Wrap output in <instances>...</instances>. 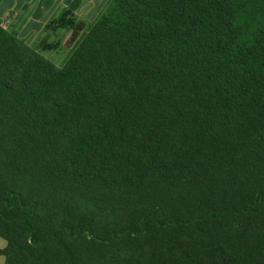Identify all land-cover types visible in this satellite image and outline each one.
<instances>
[{
    "label": "trees",
    "instance_id": "obj_1",
    "mask_svg": "<svg viewBox=\"0 0 264 264\" xmlns=\"http://www.w3.org/2000/svg\"><path fill=\"white\" fill-rule=\"evenodd\" d=\"M246 7L109 0L85 24L72 3L60 66L0 24L3 264H264V21Z\"/></svg>",
    "mask_w": 264,
    "mask_h": 264
},
{
    "label": "crops",
    "instance_id": "obj_2",
    "mask_svg": "<svg viewBox=\"0 0 264 264\" xmlns=\"http://www.w3.org/2000/svg\"><path fill=\"white\" fill-rule=\"evenodd\" d=\"M109 0H0V24L17 33L26 43L33 45L45 37L48 25L64 8L74 3L71 14L85 22L94 21ZM0 237V249L5 246ZM4 256L0 254V264Z\"/></svg>",
    "mask_w": 264,
    "mask_h": 264
},
{
    "label": "rangeland",
    "instance_id": "obj_3",
    "mask_svg": "<svg viewBox=\"0 0 264 264\" xmlns=\"http://www.w3.org/2000/svg\"><path fill=\"white\" fill-rule=\"evenodd\" d=\"M246 10H240L238 13V18L243 21H249L253 23L252 26H255L256 22L264 21V0H245ZM66 19H69L73 22L82 21L85 24H89L83 20H80L74 17L72 14L68 15ZM57 24L56 20L52 21L48 25L50 32L40 39L37 43L31 45L37 47L40 44H51V48L42 49L40 46L37 47V50L48 60H50L55 65H62L66 57L70 52L72 43L70 42L71 28L67 23ZM30 45V44H29Z\"/></svg>",
    "mask_w": 264,
    "mask_h": 264
}]
</instances>
